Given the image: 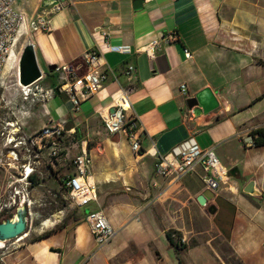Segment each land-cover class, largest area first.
Segmentation results:
<instances>
[{
	"label": "crops",
	"instance_id": "obj_1",
	"mask_svg": "<svg viewBox=\"0 0 264 264\" xmlns=\"http://www.w3.org/2000/svg\"><path fill=\"white\" fill-rule=\"evenodd\" d=\"M17 1V9L49 20L51 29L28 35L21 29L13 54L20 59L31 45L43 73L40 84L53 93L43 103L23 102L14 84L6 100L11 114L26 135L49 120L64 124L68 132L56 143L62 158L52 162L44 150L36 169L40 176L48 163L57 172L51 182L57 192L65 194L62 183L74 173L71 161L82 142L92 159L90 180L96 186V200L83 212L85 207L68 204L42 221L36 237L25 241L23 236L24 242L1 264H163L168 259L164 253L173 250L165 237L168 231L185 246L177 250V263L264 264V145L242 143L252 131L264 132V0H142L141 5L134 4L136 0H61L62 8L56 12L52 6L44 7V0H22L21 5ZM102 32L111 44L130 45L133 53L108 52ZM172 33L177 41L161 42ZM152 41L159 46L147 57L142 48ZM90 50L100 53L101 70L110 68L114 77L82 99L75 112L59 91L62 73L48 68L72 64L83 69V55ZM129 66L134 71L126 75ZM182 85L186 95L180 93ZM119 88L128 90V113L139 126L137 154L123 133L110 135L103 127L102 112ZM6 89L4 85V93ZM204 89L210 90L217 108L208 113L200 106L188 108L187 100ZM189 139L212 149L228 171L226 181L204 206L197 202L208 190L199 166L177 182L154 173L160 157ZM1 149L0 144L4 203L18 171L8 167L10 160ZM251 183L253 194L244 193ZM210 206L213 214L207 211ZM89 211H101L114 231L103 246L84 221ZM145 250L152 253L150 261Z\"/></svg>",
	"mask_w": 264,
	"mask_h": 264
},
{
	"label": "built area",
	"instance_id": "obj_2",
	"mask_svg": "<svg viewBox=\"0 0 264 264\" xmlns=\"http://www.w3.org/2000/svg\"><path fill=\"white\" fill-rule=\"evenodd\" d=\"M16 1L0 0V89H4L2 81L5 67L12 64L16 68L15 84L23 102L39 100V103H43L53 93L51 89L44 88L40 84L43 73H40V77L33 83L26 86L21 85L18 74L19 59L16 60L13 48L21 29H25L27 35L37 31L49 32L51 29L49 20L41 16L28 17L22 10L15 7ZM54 1L55 4L52 7L53 11L56 12L62 8L61 0ZM102 36L108 52L122 56H129L133 53L130 45L111 44L107 40L106 33L102 32ZM175 41H177V36L174 33L164 36L161 40L164 44ZM158 46V41H152L142 50L147 57H152L154 49ZM183 52L187 59L191 57L188 50L184 49ZM100 57V53L90 50L83 55V69H79L72 64L57 65L55 67V71L61 72L63 76L59 91L67 96L75 112L79 110L82 99L86 100L94 94L110 75L114 77L110 68L101 70ZM133 71L134 68L129 66L125 74L131 75ZM180 93L186 95L184 85L180 87ZM1 101L3 103L2 107L10 111V104L4 98H1ZM129 109L128 90L119 88V91L112 97L109 106L102 112L103 127L110 135L123 133L131 142L132 152L137 154L140 149L136 138L139 126L132 115L128 113ZM3 124L0 131L1 152L3 155L6 153L10 160L8 167H17L18 178L10 184L11 192L8 200L4 203L0 202V215L11 213L12 218L19 206L24 205L28 208V211L30 210L32 202L29 199L28 187L30 183L28 179L33 174H37L36 169L40 165L41 152L46 150L48 152L47 156L52 162L61 159L62 155L60 150L57 149L56 143L68 131L63 123L53 120H49L46 125L32 135L21 132L22 126L18 120L5 121ZM71 132L74 133L73 130ZM242 143L244 147H253L254 139L252 135L243 138ZM80 148V152L71 161L74 173L67 177L62 186L68 196L69 204L76 207H85L96 200V186L90 180L92 159L85 147L82 146V142ZM196 166L202 169L204 184L211 192L218 190L220 183L226 181L228 177V171L221 165L214 151L212 149H202L193 139L185 141L173 148L169 154L160 157L154 165V173L156 176L168 180V182H177L183 175L192 172ZM16 183L19 187L15 186ZM84 221L98 246H103L112 239L114 231L101 211H89L85 215ZM20 241L21 237L7 242L0 241V264L3 257L10 250L19 246Z\"/></svg>",
	"mask_w": 264,
	"mask_h": 264
},
{
	"label": "rangeland",
	"instance_id": "obj_3",
	"mask_svg": "<svg viewBox=\"0 0 264 264\" xmlns=\"http://www.w3.org/2000/svg\"><path fill=\"white\" fill-rule=\"evenodd\" d=\"M22 0H18L17 4L21 5ZM41 69L43 72L48 75L47 69H45L43 66H41ZM16 68L12 65L9 64V66L6 67L4 70L3 74V85L7 87V89L4 90L3 88L0 89V131L1 128L3 127V123L5 121H10V120H15V115L11 114V111H7L5 108H3V103L1 101V98H4L5 101L9 99V90H12L15 88L14 84V71ZM50 80L47 79L46 83H49ZM4 94V95H3ZM2 96V97H1ZM38 108H32L31 111L34 112ZM40 119V116L38 117V120ZM34 120V119H33ZM49 159V158H48ZM45 166L41 169V174L40 176L38 175V179L36 181V185H39L40 183L43 184L41 187L33 189L31 186L28 187V191L30 192L29 194V199L31 200V207H30V215L28 219V228L26 232V237L24 238L25 241L32 240L36 237V234H38L40 230V225L42 221L45 219L51 218L52 216L58 215L59 210H62L69 204V199L67 194L57 192L52 189V183L54 179H57L56 174L57 172L51 171V170H46L47 166H49L48 163L44 164ZM12 180V179H11ZM33 186V185H32ZM41 189V190H40ZM11 192V188H10ZM89 207H85L80 209V212H83L84 210L88 209ZM11 216V213L5 215L1 214L0 215V222L5 220L6 217ZM203 228V226H202ZM24 241H20L22 243ZM19 243V244H20ZM222 251L226 254L227 250L224 247H221ZM175 251V249L173 248ZM170 250L168 253H164L165 259H167L166 263L163 264H180L177 263V260L175 259L176 253ZM9 251V250H8ZM7 252V251H6ZM144 256L148 261L151 260L152 253H150L148 250L144 251Z\"/></svg>",
	"mask_w": 264,
	"mask_h": 264
},
{
	"label": "water",
	"instance_id": "obj_4",
	"mask_svg": "<svg viewBox=\"0 0 264 264\" xmlns=\"http://www.w3.org/2000/svg\"><path fill=\"white\" fill-rule=\"evenodd\" d=\"M54 4V0H44L43 6L50 7ZM134 4L141 5L142 0H136ZM54 69L55 66H51L48 68V71L52 72L54 71ZM18 74L19 83L23 86L33 83L40 77V69L36 64L31 45L27 46L24 49L19 59ZM186 104L190 109L200 106L204 113L211 112L218 106V103L208 89H204L196 94L195 97L188 99ZM111 112H113V110H111ZM243 192L252 195V183L249 184L243 190ZM212 198L213 193L210 190H206L199 197H197V202L200 206H204L206 201ZM207 211L209 214H213L215 212V208L213 206H210ZM28 219L29 211L26 206L22 205L16 208L15 214L11 219H6L0 222V241H12L25 235L28 228Z\"/></svg>",
	"mask_w": 264,
	"mask_h": 264
},
{
	"label": "trees",
	"instance_id": "obj_5",
	"mask_svg": "<svg viewBox=\"0 0 264 264\" xmlns=\"http://www.w3.org/2000/svg\"><path fill=\"white\" fill-rule=\"evenodd\" d=\"M251 135L254 139V146H262L264 145V132L262 130H255L251 132ZM48 170H51L50 165L46 167ZM38 179L37 174H33L31 177H29L28 181H29V185H36V181ZM11 216H8L5 218L6 219H10ZM176 236L175 232L172 231H168L165 234L166 240L168 241V245L171 248L175 249L176 252V258L178 259V249L184 248L185 246H183L182 244H180L177 240L174 239V237Z\"/></svg>",
	"mask_w": 264,
	"mask_h": 264
},
{
	"label": "bare ground",
	"instance_id": "obj_6",
	"mask_svg": "<svg viewBox=\"0 0 264 264\" xmlns=\"http://www.w3.org/2000/svg\"><path fill=\"white\" fill-rule=\"evenodd\" d=\"M23 236H25V235H23ZM23 236L21 237V240H22V238H24Z\"/></svg>",
	"mask_w": 264,
	"mask_h": 264
}]
</instances>
